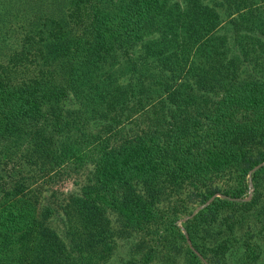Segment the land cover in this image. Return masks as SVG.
Returning <instances> with one entry per match:
<instances>
[{"label":"trees","instance_id":"1","mask_svg":"<svg viewBox=\"0 0 264 264\" xmlns=\"http://www.w3.org/2000/svg\"><path fill=\"white\" fill-rule=\"evenodd\" d=\"M15 10L0 13V152L36 168L0 191V241L19 264H107L121 239L134 256L117 264H230L236 240L262 259L264 0ZM249 175L258 195L233 201ZM53 176L61 197L34 194ZM217 194L185 222L189 248L173 218ZM245 208L251 237L234 234Z\"/></svg>","mask_w":264,"mask_h":264},{"label":"rangeland","instance_id":"2","mask_svg":"<svg viewBox=\"0 0 264 264\" xmlns=\"http://www.w3.org/2000/svg\"><path fill=\"white\" fill-rule=\"evenodd\" d=\"M32 5V0H0V13L1 11L3 12L4 16L9 17V14L6 10H8L11 14H15L13 15V17L11 19L14 20V22H18V21H22V17L21 15L16 14V10L17 8L20 9H24L26 10V12L29 10V7H31ZM171 5H173V3H171ZM186 8V6H185ZM29 16V15H28ZM27 16V18H28ZM13 22V21H12ZM11 23V24H14ZM1 147H3L2 145H0V149ZM4 153V152H3ZM2 152H0V191H10L15 183V181H18L21 179V177H29L31 173H33V171L35 170V166L31 167L33 168V171L29 173V171L27 172L25 170V168H23V165L18 161L17 158L12 157L10 155H2ZM35 167V168H34ZM26 173V175H25ZM29 173V174H28ZM251 174V172L249 173ZM52 175V174H51ZM247 179V187H246V191H244L242 194H240L238 198H233L232 200L235 202H249L251 201L254 196H257L258 193H256L255 188L253 186V184L251 183V177L250 175L246 177ZM26 180V178H25ZM36 181V182H35ZM34 182V184H33ZM31 183V187L32 188H36V191L34 192V194L36 193V195H44V191L47 190L49 188V192L54 190L55 192L58 193V195L60 196L61 193L65 192V190L68 188L66 187L67 182L63 185H61V182L59 180V177H57V179L53 176L52 179L50 178H41V180H35ZM260 191V189H259ZM61 197V196H60ZM222 197H224L221 194H217L213 197H211L208 201H206L205 204L199 205L198 207H196V204H193L192 207L188 210H190V214L185 213V214H180V215H175V217L173 218L174 220L172 222H174L175 226L178 228V230L180 231V233L182 235L185 236L186 238V244L189 248H192V245L190 243V241L188 240V237L186 235V231H185V222L188 219H192V217H194L199 211H202L205 206L209 205L212 201H214L215 199H221ZM262 205H264V199L262 200ZM196 207V208H195ZM240 214H244L243 215V223L242 226L243 228L240 229L239 227H237L236 229L239 231H234V234H240V235H246L247 237H251L252 233L254 232V219H255V214L254 212H252L251 210L249 211L247 208H245V210H242L240 212ZM247 243H250L249 245V250L251 255L250 256H257L258 254V249L254 248V245L252 244L254 242V238L248 239L246 240ZM134 241L132 239H121L120 241H118V243L116 244V246L113 248V251L111 252V256L108 260V263L111 264H117L120 261H122L123 259L126 258H132L134 256V251L130 252V249L132 247V245ZM247 243H243V244H247ZM262 246V248H264V244L261 242H258V245ZM232 245V255L230 257V254L228 255L229 260L228 262L230 264H264V257L262 259H257V260H253L250 258H245L242 260V256L240 254L241 250L239 247L242 245V243H240V240H236L235 242L231 243ZM24 250V247L21 249ZM234 250V251H233ZM20 252L19 249L17 248V246L15 245H7L4 246L2 245V242L0 241V264H19L20 263ZM242 252V251H241ZM248 255V253L246 254V256ZM164 264H176V262H172V260H167L164 262ZM177 264H182L181 258L179 257L178 263Z\"/></svg>","mask_w":264,"mask_h":264}]
</instances>
